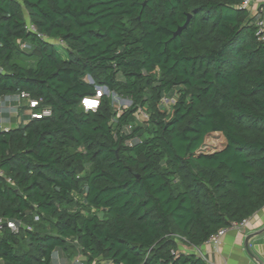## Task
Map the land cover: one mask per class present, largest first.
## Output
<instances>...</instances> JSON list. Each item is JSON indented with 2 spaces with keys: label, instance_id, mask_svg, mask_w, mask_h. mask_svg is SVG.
I'll use <instances>...</instances> for the list:
<instances>
[{
  "label": "trees",
  "instance_id": "obj_1",
  "mask_svg": "<svg viewBox=\"0 0 264 264\" xmlns=\"http://www.w3.org/2000/svg\"><path fill=\"white\" fill-rule=\"evenodd\" d=\"M21 92L49 114L0 129V217L25 225L0 231V264H205L179 242L264 206V46L242 0H0V97Z\"/></svg>",
  "mask_w": 264,
  "mask_h": 264
},
{
  "label": "crops",
  "instance_id": "obj_2",
  "mask_svg": "<svg viewBox=\"0 0 264 264\" xmlns=\"http://www.w3.org/2000/svg\"><path fill=\"white\" fill-rule=\"evenodd\" d=\"M259 5H264V0H251L248 8L253 14ZM12 104L18 106L16 101ZM23 112H26L27 119L30 112L27 106H20L17 113H4L0 118V129L12 128L24 122ZM246 219L242 227L229 228L216 246L208 241L198 246L179 242V248L201 257L205 264H260L264 261V206Z\"/></svg>",
  "mask_w": 264,
  "mask_h": 264
},
{
  "label": "built area",
  "instance_id": "obj_3",
  "mask_svg": "<svg viewBox=\"0 0 264 264\" xmlns=\"http://www.w3.org/2000/svg\"><path fill=\"white\" fill-rule=\"evenodd\" d=\"M251 3V0H242V6L249 7ZM254 25H255V35L257 39L263 44L264 46V5H259L254 13ZM27 27L30 31L37 34L38 37L42 39H46V36L44 34L38 33L36 28L31 25L27 24ZM19 47L21 49H26L30 47V45L26 42H19ZM96 93L92 97H84L81 99V106L84 110H95L99 103V98L102 94H109V91L104 86H96ZM17 102L18 106L13 105V102ZM170 102L173 101L172 98H166V96L162 97V103L163 102ZM10 104H12L10 106ZM27 106L30 110L29 115L32 118H40L41 116H45L49 114L48 109H42L40 111L34 110L36 107H38L39 102L38 100L34 98H30V96L27 93L21 92L14 95H4L0 97V118L4 113H17L18 107L20 106ZM145 115V114H144ZM146 116V115H145ZM1 174V172H0ZM38 216H34V220H37ZM247 219H242L239 222H233L228 227H222L218 229L215 233L211 234L209 238L207 239L208 242L212 243L213 245H217L220 241V237L229 229V228H240L243 225L246 224ZM25 225L22 224L20 221H16L14 219H6L4 217H0V231L4 227L9 228L12 232L17 233L21 227H24ZM27 227V226H26ZM29 228V227H27ZM56 264H65L64 262H61L57 260ZM72 264H81L78 259H75ZM260 264H264V261H261Z\"/></svg>",
  "mask_w": 264,
  "mask_h": 264
},
{
  "label": "rangeland",
  "instance_id": "obj_4",
  "mask_svg": "<svg viewBox=\"0 0 264 264\" xmlns=\"http://www.w3.org/2000/svg\"><path fill=\"white\" fill-rule=\"evenodd\" d=\"M30 49V47H28V48H26L25 50H29ZM31 60H32V58H30V59H23V58H20L19 60H18V62L19 63H27V62H31ZM86 79L88 80V81H91L90 80V78L89 77H86ZM111 98L118 104V106H120V107H127V106H129L130 105V103H131V100L130 99H128V98H123V97H120V96H118V95H116V94H113V93H111ZM166 98H168V100H169V98H171V97H168V96H166ZM163 104H165V105H167V102L165 101V102H163ZM25 106V105H24ZM19 108V107H18ZM119 110V109H118ZM22 115V117H24V119H26V112H23V114H21ZM145 120H146V116L144 115V113H138L137 114V117H136V124H141V123H144L145 122ZM218 141H219V139H218V137H216V136H214V137H212V138H210L209 140H206L205 141V144H204V146H203V150H205L206 148H208V147H210V148H212V147H214V146H217L218 145ZM57 256L60 258L61 257V254L59 253V254H57ZM79 255H74L72 258H71V260H69V261H65V258H63V257H61L60 258V260H61V262H66V263H68V264H71L77 257H78ZM56 257V256H55ZM63 258V259H62ZM102 264H105L104 262H102Z\"/></svg>",
  "mask_w": 264,
  "mask_h": 264
},
{
  "label": "water",
  "instance_id": "obj_5",
  "mask_svg": "<svg viewBox=\"0 0 264 264\" xmlns=\"http://www.w3.org/2000/svg\"><path fill=\"white\" fill-rule=\"evenodd\" d=\"M185 26V25H184ZM183 26V27H184ZM182 28H178V30L176 31V33H179L181 31ZM17 191V190H16ZM18 192V191H17ZM248 239V238H247Z\"/></svg>",
  "mask_w": 264,
  "mask_h": 264
}]
</instances>
